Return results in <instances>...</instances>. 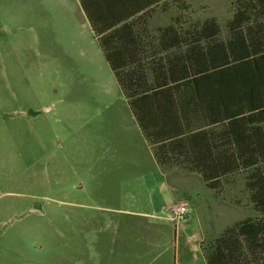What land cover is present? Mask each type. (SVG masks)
<instances>
[{"label": "rangeland", "instance_id": "rangeland-1", "mask_svg": "<svg viewBox=\"0 0 264 264\" xmlns=\"http://www.w3.org/2000/svg\"><path fill=\"white\" fill-rule=\"evenodd\" d=\"M73 1L0 0V264H207L226 228L256 216L244 176L221 191L154 178L128 100L161 76H114ZM234 1L190 0L223 28Z\"/></svg>", "mask_w": 264, "mask_h": 264}, {"label": "trees", "instance_id": "trees-1", "mask_svg": "<svg viewBox=\"0 0 264 264\" xmlns=\"http://www.w3.org/2000/svg\"><path fill=\"white\" fill-rule=\"evenodd\" d=\"M133 1L141 5L129 17L146 16L165 0ZM171 1L180 13L189 11L187 0ZM232 11L226 32L216 18L184 29L181 15L160 30L152 50L141 48L133 22L105 28L91 22L116 77L168 72L170 86L128 100L157 163L198 173L214 191L224 180L244 176L256 216L226 228L207 251V264H264V128L234 133L230 125L264 109V0H235Z\"/></svg>", "mask_w": 264, "mask_h": 264}, {"label": "crops", "instance_id": "crops-1", "mask_svg": "<svg viewBox=\"0 0 264 264\" xmlns=\"http://www.w3.org/2000/svg\"><path fill=\"white\" fill-rule=\"evenodd\" d=\"M73 2L75 3V8L77 9L78 14L79 13L81 14L83 24L86 25L88 28H90V30L92 31V33L94 35L95 40L97 41V43L99 45V47H100L99 37H97L95 35V32H94L93 27H92L91 19L94 21L96 26H98V28H103V27L105 28L107 26H117L118 27V26H122L124 24H128L130 22H133L134 23L133 24L134 31L135 32L137 31L142 35L143 39L140 42V45H141V48L144 50H152L156 46L158 47V45H159L158 35L160 34V30H162V29H164L170 25L175 24L176 19L179 18L181 15H183L182 18H183L184 29H186L188 27V24L192 23V21L202 23L205 20L209 19V18H207V19H204L203 21H200L197 18H194L195 12L192 10V4H191L190 0H187V3L190 5L189 11L183 12V14L180 13L181 11L177 10V6L173 1L165 0L163 3L157 4L156 5L157 7H155L154 11H152L150 14H148L146 16H142V17H139L140 15H142V13H140L139 15L129 17L130 12H132L133 10H136L141 5L140 3H137L133 0H74ZM73 2L70 5L71 10L74 8ZM151 8H154V6ZM232 16H233V11H232ZM211 18H216V17H211ZM186 22H187V24H186ZM218 22H219V20H218ZM221 26H222V24H221ZM222 28H223V26H222ZM223 30H224V32H226V27L223 28ZM100 49H101V47H100ZM101 51H102V49H101ZM183 58L184 57H182V54H180L178 56L177 62L181 61V59H183ZM184 66H186V64ZM140 72H143V71H140ZM135 73H138V72H135ZM148 74H151V73H148ZM127 75H129V74H127ZM127 75H123V76L117 77V78L121 79ZM151 75H155L157 77L161 76V77H159V81H158L159 86L152 89L151 91H148V92H152V91H155L158 89L166 88V87L171 85L170 78H169V75H168V72L166 69H162L161 71L154 73V74H151ZM188 77H190V75L185 76L183 78H180L179 80H183V79H186ZM148 92H145V93H148ZM145 93H143V94H145ZM140 95H142V94H140ZM140 95H138V96H140ZM134 97H137V96H134ZM134 97H132V98H134ZM132 98H130V99H132ZM262 111H263L262 114H257V113H260ZM244 116H250V117H254V118H257L258 116L264 117V109L260 110V111L245 114L241 117H238L235 121H232L230 123V125H231V130L234 133H237L241 128H243L245 126L259 125V124H251V125L240 124L238 120L243 118ZM134 119H135V117H134ZM135 121H136V119H135ZM232 123L233 124L236 123V125L232 126ZM137 125H138V123H137ZM260 126H262L264 128V124L260 125ZM138 129H139V131L141 133V137L143 139L142 144L146 145V147L149 151V155L152 158L153 163L156 165L157 171H156V174H154V178H156L158 180H161V179H163V180L164 179H166V180H168V179L179 180L178 182L172 181L173 183H175L172 185H170L166 182L165 185L171 186V188L173 190L176 189L175 185L177 186L178 184H180L181 186H184V189H186V188L190 189L193 187L194 184L200 183V181H201V183L204 184V186L206 188H208L206 186L205 182L203 181L201 175H199L198 173L190 172V171L182 169L180 167H169V168L168 167H165V168L161 167L157 163V160L155 158L154 147L145 139L139 125H138ZM161 185H164L163 182L161 183Z\"/></svg>", "mask_w": 264, "mask_h": 264}, {"label": "built area", "instance_id": "built-area-1", "mask_svg": "<svg viewBox=\"0 0 264 264\" xmlns=\"http://www.w3.org/2000/svg\"><path fill=\"white\" fill-rule=\"evenodd\" d=\"M189 209L185 203H179L172 208V218L176 221L186 220Z\"/></svg>", "mask_w": 264, "mask_h": 264}]
</instances>
